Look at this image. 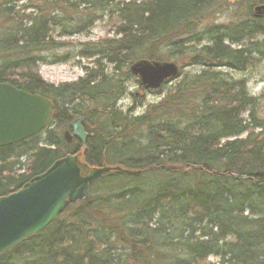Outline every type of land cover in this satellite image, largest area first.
<instances>
[{
    "label": "trees",
    "instance_id": "obj_1",
    "mask_svg": "<svg viewBox=\"0 0 264 264\" xmlns=\"http://www.w3.org/2000/svg\"><path fill=\"white\" fill-rule=\"evenodd\" d=\"M235 2L243 20L201 29L219 1L0 0V83L53 105L44 131L0 148V197L67 155L89 168L153 167L139 177L104 174L84 200L0 255V264H264L260 99L223 72L264 60V17L252 14L264 0ZM104 18L115 21L113 38L76 44V58L93 59L84 76L44 82L37 71L42 54L68 44L60 38L87 35ZM187 58L201 71L153 91L158 103L137 116L117 107L130 96L133 63ZM77 117L84 119L85 145L75 138L67 144L59 133Z\"/></svg>",
    "mask_w": 264,
    "mask_h": 264
},
{
    "label": "water",
    "instance_id": "obj_2",
    "mask_svg": "<svg viewBox=\"0 0 264 264\" xmlns=\"http://www.w3.org/2000/svg\"><path fill=\"white\" fill-rule=\"evenodd\" d=\"M264 14V7L255 8ZM145 90H156L178 74L175 63L138 61L129 68ZM49 100L0 83V148L30 139L43 131L51 117ZM78 118L70 124L71 134L64 133L67 143L76 138L85 145L87 134ZM129 170L120 166L89 168L79 156H66L55 161L44 173L32 178L18 191L0 197V255L50 225L70 204L85 199L92 183L104 174L139 177L152 170ZM168 171H181L183 166H164ZM195 169H200L199 167Z\"/></svg>",
    "mask_w": 264,
    "mask_h": 264
},
{
    "label": "rangeland",
    "instance_id": "obj_3",
    "mask_svg": "<svg viewBox=\"0 0 264 264\" xmlns=\"http://www.w3.org/2000/svg\"><path fill=\"white\" fill-rule=\"evenodd\" d=\"M117 1H135V2H143L145 0H117ZM219 1V4L209 10V12L204 16V20L202 23L203 28L211 27V26H226L232 22H238L242 18H239L241 14H239V8H235L237 2L235 0H216V3ZM215 3V5H216ZM254 12V11H252ZM238 13L239 17L235 16ZM243 20V19H242ZM115 26V21L108 20L104 18L102 21H99L93 25L90 32L87 35L77 36L72 38H60V42L68 43L67 45L58 48L57 51L45 52L43 53L44 61L37 64V71L40 78L54 86L71 83L77 81L79 78L84 76L83 67H91V61L93 59H84L79 60L76 58V54L78 51V46L81 42H96L104 38H113V30ZM56 35V34H55ZM55 57V58H54ZM188 58L183 62L178 61L177 65L179 67L178 75H193L201 71V66H189ZM184 67H181V66ZM228 78H231L234 81L243 80L245 82V90L250 96L259 97V107H258V117L264 123V60L260 61L258 64L252 65L245 71H223ZM131 80L127 84L128 94L130 96L123 98L117 103V107L126 112L129 109L133 110L135 116L142 114L149 106L158 103L160 97L154 93L153 91H145V93H141L139 91L138 86L136 85L137 78L131 76ZM178 78H173L167 81L165 84L166 88H169L177 83ZM253 90L255 94H252ZM143 97L141 105L133 102V98L135 101L140 100V97ZM84 123V119H82V125ZM89 127H91L90 123H87ZM64 131H59V133L63 134ZM254 132H258L255 130ZM264 133V131H263ZM245 137V134L241 136ZM209 263H215L216 259L210 257L207 260Z\"/></svg>",
    "mask_w": 264,
    "mask_h": 264
},
{
    "label": "clouds",
    "instance_id": "obj_4",
    "mask_svg": "<svg viewBox=\"0 0 264 264\" xmlns=\"http://www.w3.org/2000/svg\"><path fill=\"white\" fill-rule=\"evenodd\" d=\"M255 91H256V90H253L252 94H255Z\"/></svg>",
    "mask_w": 264,
    "mask_h": 264
}]
</instances>
